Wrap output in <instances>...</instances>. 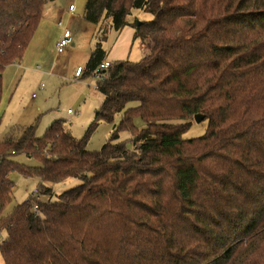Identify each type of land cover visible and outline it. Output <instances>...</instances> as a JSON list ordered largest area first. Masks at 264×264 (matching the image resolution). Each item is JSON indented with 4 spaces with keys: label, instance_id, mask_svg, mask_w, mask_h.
Masks as SVG:
<instances>
[{
    "label": "trees",
    "instance_id": "16d2710c",
    "mask_svg": "<svg viewBox=\"0 0 264 264\" xmlns=\"http://www.w3.org/2000/svg\"><path fill=\"white\" fill-rule=\"evenodd\" d=\"M49 1L0 0V100ZM133 8L151 18L130 22ZM82 15L96 41L80 77L106 59L110 28H133L142 56L101 71L103 101L80 138L58 118L41 136L36 120L0 139L3 264H264V0H85ZM197 113L205 132L183 139ZM12 172L39 183L3 214ZM69 178L82 182L40 198Z\"/></svg>",
    "mask_w": 264,
    "mask_h": 264
},
{
    "label": "crops",
    "instance_id": "0c3cea01",
    "mask_svg": "<svg viewBox=\"0 0 264 264\" xmlns=\"http://www.w3.org/2000/svg\"><path fill=\"white\" fill-rule=\"evenodd\" d=\"M50 2L44 6L42 19L21 61L8 65L2 74L3 95L0 100V124L2 121L6 122V127L9 129L14 125L27 126L37 120L36 136H41L49 124L58 118L66 121L78 118L83 114L86 101H92L96 106L91 113L93 117L103 101V95L98 90H87L82 81H78L81 74L75 75L77 67H84L75 60L78 27L82 26V29L89 30L93 29V26L83 21L85 20L83 15L75 13V7L73 11L68 9L71 3L67 7L60 8L50 5ZM64 29L71 31L73 43L59 54L55 50V43ZM63 62L70 65L67 71L58 69L59 66H63ZM39 74L40 77L41 74L49 77L54 85L53 92L50 95L43 94V97L33 102L31 106L23 105L17 108L16 103H20L18 92L20 86L28 85L33 79H39ZM14 80L17 81L12 89L11 85ZM67 80L75 86L64 85V81ZM42 85L40 83V86Z\"/></svg>",
    "mask_w": 264,
    "mask_h": 264
},
{
    "label": "rangeland",
    "instance_id": "374dc122",
    "mask_svg": "<svg viewBox=\"0 0 264 264\" xmlns=\"http://www.w3.org/2000/svg\"><path fill=\"white\" fill-rule=\"evenodd\" d=\"M85 0H52L50 5L55 7H67L69 3H73L75 6V13L77 15H82L83 7ZM128 20L130 22H137L148 20L151 18V15L140 8H133L131 10V14L128 15ZM86 21V20H83ZM89 25L93 26V29L84 30L82 26L78 27V42H76V54L75 60L78 64H82L85 66L86 61L89 57V52L92 49L95 41V24L91 22H85ZM74 28V25L72 24ZM133 28L130 26H125L121 31L115 32L113 29H108L107 38L103 41V48L106 50L107 56L106 59L108 61H115L118 59H126L132 61H137L142 56V51L140 48L139 40L132 41ZM76 37V36H75ZM77 40V37H76ZM62 65V64H61ZM69 63L63 62V66H59L58 69L61 71H67L69 69ZM7 72V70H6ZM38 73V72H35ZM39 79L31 80L28 85L20 86L19 99L20 103H16L17 108L19 106L28 105L31 106L33 102L40 100L43 97V94L47 93L50 95L53 92L54 85L51 83V80L48 76H44L41 74L38 75ZM17 79V78H16ZM73 80V78H72ZM17 80H14L11 85L12 89L15 86ZM78 81H82V84L87 90L95 89V81L96 78L93 76L90 77H80ZM40 83L43 85L40 86ZM74 83L64 81V85H73ZM11 89V90H12ZM10 90V92H11ZM3 95V93H2ZM2 97V96H1ZM135 102H132L130 106L135 105ZM76 108V107H74ZM96 108L93 105L92 101H86L85 107L83 108V114H81L78 118L71 119L67 121L69 129L71 133L76 137L80 138L89 123L92 120V110ZM77 116V114H74ZM90 118V119H89ZM120 119V114L116 115L114 121L112 123L101 121L96 129L92 132L88 142L87 148L90 150H98L102 144L110 137L113 124H117ZM5 120V119H4ZM7 121V118H6ZM134 123L137 126H142L143 122L140 118H135ZM207 126V120H203L201 122L192 121L190 127L182 134L183 139L193 138L202 135L205 132ZM8 127H6V122L2 121L0 124V139L3 137L5 132H7ZM130 137L128 131H123L120 133L119 140H124ZM14 159L20 163H24L26 165L35 166L38 165V162L26 156L25 154H19L14 157ZM9 178L15 183L13 192H12V200L11 202L4 208L3 214L9 212L16 204H19L26 200L30 194L35 195V189L39 183V179L37 177H28L22 176L17 172H12L9 174ZM82 182L79 178H69L62 182L57 183H48L49 186L52 187L54 194L53 195H40V198L44 201L48 199L55 200L57 198L56 194H59L69 188H72ZM4 234V233H3ZM0 264H3L2 258L0 256Z\"/></svg>",
    "mask_w": 264,
    "mask_h": 264
},
{
    "label": "built area",
    "instance_id": "2783aa9c",
    "mask_svg": "<svg viewBox=\"0 0 264 264\" xmlns=\"http://www.w3.org/2000/svg\"><path fill=\"white\" fill-rule=\"evenodd\" d=\"M74 4L71 3L68 6V9L70 11L74 10ZM73 43V36L70 30L68 29H64L60 36L58 37L56 43H55V50L57 53H63L68 46H70ZM111 61H108L107 59H104L99 65L98 67L93 71V77H95L96 79L101 78L102 74L101 71L105 68H107L108 66L111 65ZM82 72V68L81 67H77L76 71H75V75H80ZM95 87V85H94ZM68 112H72L71 110H68ZM33 209L38 211L36 204L33 206ZM6 240V236L5 234H3L2 232H0V247L1 245L4 243V241Z\"/></svg>",
    "mask_w": 264,
    "mask_h": 264
},
{
    "label": "water",
    "instance_id": "95a60500",
    "mask_svg": "<svg viewBox=\"0 0 264 264\" xmlns=\"http://www.w3.org/2000/svg\"><path fill=\"white\" fill-rule=\"evenodd\" d=\"M139 23H140V21H137V24H139ZM203 119H204V115L201 113H197L194 115V120L196 122H201Z\"/></svg>",
    "mask_w": 264,
    "mask_h": 264
}]
</instances>
